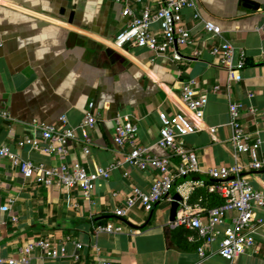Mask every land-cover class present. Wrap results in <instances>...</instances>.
<instances>
[{
  "label": "crops",
  "instance_id": "crops-1",
  "mask_svg": "<svg viewBox=\"0 0 264 264\" xmlns=\"http://www.w3.org/2000/svg\"><path fill=\"white\" fill-rule=\"evenodd\" d=\"M194 1L199 19L192 17L191 9L182 11L194 44L181 48L182 58L173 61L141 47L112 46L127 21L121 10L125 4L134 6L133 0H0V113L8 115H0V142L22 158L54 165L60 161L56 156L19 148L17 140L33 135L32 122L58 126L64 116L76 128L64 162L95 171L119 158L124 147L113 141V118L126 116L137 126L139 144L154 155L169 156V149L156 144L158 131L182 108V82L193 79L208 100L202 118L190 116L196 130L184 137L185 145L195 151L202 168L238 166L264 194V151L259 153L263 167L249 170L250 155L235 151L229 125V103H241L243 128L264 144V0H251L260 4L255 9L245 7L243 0ZM146 3L157 7L156 0ZM202 19L219 25L220 34L209 37ZM222 41L234 47V60L239 53L245 56L237 81L208 53L210 45ZM194 48L202 50L200 56H191ZM89 103L97 120L93 127L81 126ZM85 139L90 142L87 153ZM156 175L152 168L122 163L108 178L98 180L86 198L76 188L25 180L8 160H1L0 206L9 209L0 211V258L17 260L23 245L42 238L63 255L45 258L35 252L26 264H226L216 253L217 241L205 245L194 230L176 222L183 212L205 219L207 201L202 202V194L212 192L215 182L206 175L177 180L170 199L158 202L152 212L138 204L121 220L120 232L93 230L94 222L116 223L114 209L134 187L147 190ZM175 193L181 200L172 219ZM257 214L264 217V206ZM230 223L226 217L217 226L218 238ZM238 263L264 264V227Z\"/></svg>",
  "mask_w": 264,
  "mask_h": 264
},
{
  "label": "built area",
  "instance_id": "built-area-1",
  "mask_svg": "<svg viewBox=\"0 0 264 264\" xmlns=\"http://www.w3.org/2000/svg\"><path fill=\"white\" fill-rule=\"evenodd\" d=\"M120 1V0H116ZM134 6L125 4L121 15L127 18L125 25L117 32L112 40L115 49L129 47L145 48L153 53L169 57L173 61L182 58L181 48L193 46L194 40L190 29L183 24L184 9L193 10L192 17L199 19L201 16L194 0H156L154 9L147 4V0H133ZM203 29L209 37L218 36L221 32L215 22L203 20ZM156 24V28L152 25ZM201 49L194 48L191 56L198 57ZM208 53L215 58L230 74L233 80L241 79L240 70L245 66V56L238 54L234 60V47L227 41L212 44ZM264 58V56H263ZM182 108L174 113L169 120L159 128L156 144L163 149H169L171 155L157 156L150 153L146 146L138 143L137 126L126 116L113 118L114 136L116 145L124 147L119 151V158L106 167H99L95 171H87L81 164L68 165L64 162L69 142L76 137V128L67 123L64 116L59 117L60 125L32 122L30 129L33 135H26L17 140L19 148L29 147L48 155L56 156L60 161L47 166L30 159L22 158L6 143L0 142V162L8 160L16 168L23 179L34 180L46 185L56 183L67 190L78 189L82 195L89 198L95 184L100 179L108 178L111 170L117 165L127 163L135 168L156 170L147 190L134 187L131 194L125 197L121 207L114 209L116 223H93V230L97 232H120L124 228L121 221L138 204L145 211H150L163 199H170V191L174 183L180 178L192 175H206L215 181L210 190L222 199L221 204L206 210L205 219L196 213L183 212L176 218L179 225L185 226L196 232L205 245L217 241L216 253L225 260L226 264H239L238 256L254 246V236L264 227V217L257 214V209L264 206V194L255 189L248 176L238 166H219L202 168L198 164L196 153L185 145L184 137L196 130V125L191 115L202 118L204 107L207 104L206 94L199 93L195 88L193 79L182 82L179 93ZM93 104L89 103V110L85 113L81 126L93 127L97 117L92 112ZM242 104L229 103V125L231 127V142L237 153H249L251 161L249 170H260L263 161L260 150L264 151V144L257 135L246 132L240 122ZM255 109H250L254 112ZM2 117L7 118V113L2 111ZM210 132L215 128L211 127ZM83 150L88 152L90 142L85 139ZM177 158L173 163L171 158ZM1 180V178H0ZM9 206H0V211H8ZM234 213V215H231ZM229 217L231 223L224 227L222 235L218 238L217 226ZM78 246V244H77ZM39 252L45 258H56L63 255L52 246L47 239H32L20 248L19 259L0 258V264H26L30 256ZM202 255V248L199 249ZM94 264H110L105 260H97Z\"/></svg>",
  "mask_w": 264,
  "mask_h": 264
},
{
  "label": "water",
  "instance_id": "water-1",
  "mask_svg": "<svg viewBox=\"0 0 264 264\" xmlns=\"http://www.w3.org/2000/svg\"><path fill=\"white\" fill-rule=\"evenodd\" d=\"M243 2H244L243 5L245 7H247V8H254L255 9V8L260 7V4H258L257 2H253L251 0H243ZM192 179L200 180V179H203V177L194 176V177H192ZM180 200H181L180 196L177 193H175L173 195V199H172V202H171V208H170V213H171V218L172 219H174L176 214H177V211L179 209V201ZM153 208L150 210V212H152Z\"/></svg>",
  "mask_w": 264,
  "mask_h": 264
},
{
  "label": "trees",
  "instance_id": "trees-1",
  "mask_svg": "<svg viewBox=\"0 0 264 264\" xmlns=\"http://www.w3.org/2000/svg\"><path fill=\"white\" fill-rule=\"evenodd\" d=\"M206 201H207V205L205 208V212L207 209L221 204L222 199L214 191L212 192L205 191V193L202 194V202L204 203Z\"/></svg>",
  "mask_w": 264,
  "mask_h": 264
}]
</instances>
